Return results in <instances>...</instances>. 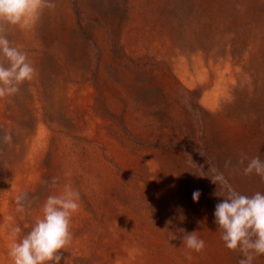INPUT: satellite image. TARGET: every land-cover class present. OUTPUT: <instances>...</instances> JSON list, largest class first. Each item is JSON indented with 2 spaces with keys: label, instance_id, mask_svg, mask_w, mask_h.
<instances>
[{
  "label": "rangeland",
  "instance_id": "rangeland-1",
  "mask_svg": "<svg viewBox=\"0 0 264 264\" xmlns=\"http://www.w3.org/2000/svg\"><path fill=\"white\" fill-rule=\"evenodd\" d=\"M55 3L8 32L36 72L0 99V137L12 135L0 143V264L7 227L26 234L65 184L80 209L60 264H238L214 222L227 190L210 177L264 193L238 163L264 160V0ZM193 231L202 252L183 245Z\"/></svg>",
  "mask_w": 264,
  "mask_h": 264
},
{
  "label": "clouds",
  "instance_id": "clouds-1",
  "mask_svg": "<svg viewBox=\"0 0 264 264\" xmlns=\"http://www.w3.org/2000/svg\"><path fill=\"white\" fill-rule=\"evenodd\" d=\"M55 0H0V99L19 93L25 81H31L35 68L21 46L14 45L8 38L10 29L30 31L45 9L54 10ZM12 135L5 133L0 143L10 145ZM245 161L247 163L245 164ZM244 165L241 174H255L264 183V160L259 156L248 158L241 154L238 162ZM231 166V160L224 167ZM210 177L214 184L227 190V196L216 204L214 217L220 230V239L231 251H238L243 258L238 264H254L256 257L264 255V193L259 191L248 196L238 193L227 185L222 172L211 169ZM59 178L53 177L50 187L58 185ZM199 190L193 192V201L200 197ZM80 193L70 184H65L59 194L47 196L41 206L42 215L37 217L31 229L21 235L18 224L7 227L10 246L7 256L11 264H60L62 250L67 249L73 240L71 220L80 209ZM17 213H25L32 201L27 193H20L15 198ZM184 233V229H179ZM177 237L173 235V239ZM183 245L192 251L202 252L205 241L195 231L182 236Z\"/></svg>",
  "mask_w": 264,
  "mask_h": 264
}]
</instances>
